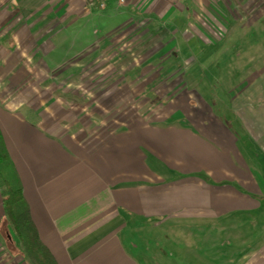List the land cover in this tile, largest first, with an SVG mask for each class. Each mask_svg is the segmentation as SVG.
<instances>
[{
    "label": "crops",
    "instance_id": "crops-1",
    "mask_svg": "<svg viewBox=\"0 0 264 264\" xmlns=\"http://www.w3.org/2000/svg\"><path fill=\"white\" fill-rule=\"evenodd\" d=\"M234 6L0 0V129L59 264H264V49L213 34ZM0 264H29L1 193Z\"/></svg>",
    "mask_w": 264,
    "mask_h": 264
},
{
    "label": "trees",
    "instance_id": "trees-1",
    "mask_svg": "<svg viewBox=\"0 0 264 264\" xmlns=\"http://www.w3.org/2000/svg\"><path fill=\"white\" fill-rule=\"evenodd\" d=\"M0 193L8 224L29 264H59L41 239L24 195L20 175L12 161L0 129Z\"/></svg>",
    "mask_w": 264,
    "mask_h": 264
},
{
    "label": "rangeland",
    "instance_id": "rangeland-1",
    "mask_svg": "<svg viewBox=\"0 0 264 264\" xmlns=\"http://www.w3.org/2000/svg\"><path fill=\"white\" fill-rule=\"evenodd\" d=\"M204 2V4L206 5V3H209L210 0H202ZM236 2V7L234 6V10H233V14H234V20H232V24L230 26H228V24H226L224 17H221V15H224V12L222 11H217L216 13H214L213 17L214 21L216 22H212L215 27L212 28L213 29V34L215 35H219V36H223V35H233V36H244V37H249L252 40H258L259 41V47L255 49V46H257L255 43H250L249 46L254 47V54L258 55L260 54L261 50L264 49V0H235ZM114 3L110 4L108 6L107 11H110L111 9L115 8ZM202 12V11H201ZM213 15V14H212ZM200 16V15H199ZM207 23V19L203 20ZM219 24L218 26L215 24ZM197 25V24H196ZM225 26V27H224ZM197 31V28H196ZM158 31H156L157 33ZM169 40H171V36H169ZM157 43V44H156ZM154 44V50L157 49V46L159 47V41L156 42ZM222 46V50L225 48V44L221 45ZM160 48V47H159ZM199 50V46L197 47ZM204 48V47H202ZM251 51V50H250ZM253 54V55H254ZM207 64V63H206ZM209 64V63H208ZM235 76H228L226 77H222L218 78L220 80V84L219 86L221 88H230L235 86ZM211 80L213 87L218 86V83L216 81V79L214 78H208V81ZM231 80H233L231 82ZM161 93V91L157 92H153L150 93V95H148V93H145L146 95H148L150 98L158 100L159 98V94ZM127 94V93H126ZM164 94V93H161ZM224 94V92H223ZM130 98V97H129ZM132 99V98H131ZM147 101V100H146ZM124 109L125 112H124ZM124 109H115V110H111V111H106L105 115H111L112 116H118L117 119H114V123H117L116 126L120 125L122 121L120 119H122V117H127L129 116V112L132 111L134 113H137L139 110H146L147 108H143V107H132L131 109L129 108H124ZM103 112V111H102ZM143 237L144 238H149L148 235H146V231L144 230L143 232ZM188 239V237H187Z\"/></svg>",
    "mask_w": 264,
    "mask_h": 264
},
{
    "label": "built area",
    "instance_id": "built-area-1",
    "mask_svg": "<svg viewBox=\"0 0 264 264\" xmlns=\"http://www.w3.org/2000/svg\"><path fill=\"white\" fill-rule=\"evenodd\" d=\"M87 3L96 8H105L107 6V0H86ZM122 2L125 0H121Z\"/></svg>",
    "mask_w": 264,
    "mask_h": 264
}]
</instances>
